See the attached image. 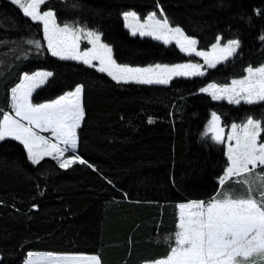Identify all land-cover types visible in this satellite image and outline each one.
Masks as SVG:
<instances>
[{
    "label": "trees",
    "instance_id": "16d2710c",
    "mask_svg": "<svg viewBox=\"0 0 264 264\" xmlns=\"http://www.w3.org/2000/svg\"><path fill=\"white\" fill-rule=\"evenodd\" d=\"M48 9L61 26L101 33L121 65L193 59L130 35L123 21L127 11L144 18L162 9L199 49L218 37L240 41L231 59L203 76L174 78L165 86L117 83L49 55L39 24L12 0H0V111L13 114L10 90L24 73L55 71L34 93L35 104L83 85L84 118L74 151L86 161L61 168L48 157L34 165L21 143L0 141V264H23L29 252L96 255L101 264L166 258L174 246L178 205L221 192L228 160L225 144L204 134L211 113L227 129L248 117L264 121V102L237 105L200 91L244 77L248 66L264 65V0H46L42 10ZM29 40L40 41L41 48ZM251 186L256 195L258 187ZM223 189L235 197L246 195L248 186L229 179Z\"/></svg>",
    "mask_w": 264,
    "mask_h": 264
},
{
    "label": "snow or ice",
    "instance_id": "6c2138e0",
    "mask_svg": "<svg viewBox=\"0 0 264 264\" xmlns=\"http://www.w3.org/2000/svg\"><path fill=\"white\" fill-rule=\"evenodd\" d=\"M46 0H12L33 22L42 24L47 49L52 56L62 60H75L106 73L117 83H136L143 85H168L175 77L191 78L203 76V65L199 63H180L174 65L156 64L139 68L117 64L112 57V48L102 42V34L86 27L65 23L59 25L55 12L51 9L41 12ZM126 26L132 35L150 36L164 44H175L186 55L202 57L204 64L215 68L218 63L234 56L240 47L238 39L227 41L223 46L220 37L212 46L211 52L199 51L197 41L188 37L180 27L169 25L167 17H157L150 13L143 23L135 12L123 13ZM87 39L91 48L81 51V37ZM264 39V36L261 37ZM40 49L41 43L27 41ZM246 75L232 79L230 84L210 83L200 89L213 100H227L239 105L264 102V65L248 66ZM50 71L25 73L23 80L11 89V109L14 113L0 111V141L11 138L24 145L31 162L39 164L50 156L59 161L61 168L72 164H85L79 156L64 158L69 150H75L78 143L77 129L84 118L82 107L83 85L51 103L34 104L33 92L43 86ZM149 123H152L149 120ZM264 121L248 117L241 124L230 125V134L225 140L221 116L212 112L205 130L207 136L217 143H227L228 167L219 179L221 192L208 201L193 200L178 205L177 231L174 233V246L170 245L166 258L158 259L155 264H245L257 255L264 258V142L260 140L264 132ZM50 132V137L40 135ZM55 139V143L53 142ZM235 141V144H232ZM63 145V146H61ZM91 166V165H89ZM255 173L253 177L252 174ZM245 178L241 181V176ZM248 186L246 195L233 196L223 189L229 179ZM252 183L258 184L257 194H253ZM242 258V259H241ZM25 264H101L98 256L57 255L50 253H29Z\"/></svg>",
    "mask_w": 264,
    "mask_h": 264
},
{
    "label": "rangeland",
    "instance_id": "374dc122",
    "mask_svg": "<svg viewBox=\"0 0 264 264\" xmlns=\"http://www.w3.org/2000/svg\"><path fill=\"white\" fill-rule=\"evenodd\" d=\"M41 12H43V10H42V7H41ZM127 12H134V11H127ZM153 13V12H152ZM157 14V13H156ZM138 15V14H137ZM147 16H145L144 18H140V22L141 23H143L144 21H145V18H146ZM157 17L158 18H161V15H158L157 14ZM29 18V17H28ZM30 19V18H29ZM123 21H124V26H125V28L129 31V34L130 35H132L131 34V30L126 26V22H125V20L123 19ZM35 23H37V22H35ZM39 24V26H40V28H41V30H42V33H43V26H42V24H40V23H38ZM169 25L170 26H172L170 23H169ZM172 27H179V26H172ZM185 33V32H184ZM186 34V33H185ZM187 35V34H186ZM43 36H44V33H43ZM132 36H134V35H132ZM188 36V35H187ZM134 37H138V38H143V39H151V40H154V41H157V42H160V43H162V44H164L162 41H159V40H156V39H153L152 37H150V36H140L139 35V32H137V34L134 36ZM189 37V36H188ZM191 38V37H190ZM101 39H102V37H101ZM194 39V38H193ZM196 40V39H195ZM45 41V45H46V47H47V41L46 40H44ZM102 42H104V43H107V42H105L103 39H102ZM217 42V41H216ZM215 42V43H216ZM220 42V44L223 46L225 43L224 42H222L221 40L219 41ZM214 43V44H215ZM109 46H110V44L109 43H107ZM213 44V45H214ZM165 46H172V47H174V48H176V49H178V51H180L179 50V47L175 44V42H173V43H171V44H164ZM212 45V46H213ZM212 46L211 47H209V48H207V49H205V50H203V49H199L198 48V45H196V48H197V50H199V51H205V52H211V49H212ZM111 47V46H110ZM89 48H91V45L90 44H88L87 43V39L85 38V37H81V40H80V49H81V51H83V50H86V49H89ZM112 48V47H111ZM48 50V49H47ZM49 52V51H48ZM181 52V51H180ZM182 54H184V55H186L185 53H183V52H181ZM49 55H51V53L49 52ZM186 56H188V57H190V59H191V57H193V59L192 60H190V61H186V62H183V63H199V64H201V65H203V71L206 73V69H208L209 67L207 66V65H205L204 64V61H203V58L202 57H198V56H196L195 54H193V55H191V56H189V55H186ZM54 57V56H53ZM112 57H113V59L115 60V58H114V56H113V49H112ZM233 57V56H232ZM232 57H230L229 59H231ZM55 58H57V59H59L58 57H55ZM228 59V60H229ZM59 60H62V59H59ZM228 60H226V61H228ZM63 61H73V62H76V63H78V64H82L83 66H87V65H85V64H83V63H81V62H78V61H75V60H63ZM226 61H223V62H221V63H218L217 65H216V67L219 65V64H222V63H224V62H226ZM93 63H94V65H96V67H90V68H92V69H94V70H96L97 72H99L98 70H97V68L99 67V61H93ZM117 63V62H116ZM118 64V63H117ZM158 64H162V65H164V63H158ZM177 64H180V63H177ZM121 65V64H120ZM154 65H156V64H152V65H149V66H131V65H126V66H130V67H139V68H145V67H150V66H154ZM167 65H174V64H167ZM87 67H89V66H87ZM50 71V72H52L53 74H55V71H53L52 70V68L51 67H45V68H43V69H37V70H34L33 72H30V73H28V74H32V73H34V72H36V71ZM99 73H102V72H99ZM25 74V73H24ZM23 74V75H24ZM105 75H107L106 73H104ZM23 75L21 76V79H20V82L23 80ZM246 75V74H245ZM108 76V75H107ZM52 77V76H51ZM51 77H49L48 78V80H47V82L43 85V86H45L47 83H48V81L50 80V78ZM109 77V76H108ZM195 77H198V76H195ZM111 78V77H110ZM175 78H181V77H175ZM183 78H185V77H183ZM191 78H194V77H191ZM174 79V78H173ZM172 79V80H173ZM237 79H239V78H237ZM171 80V81H172ZM19 82V83H20ZM116 82V81H115ZM18 83V84H19ZM17 84V85H18ZM125 84V83H124ZM127 84H130V83H127ZM132 84H136V83H132ZM170 84V83H169ZM168 84V85H169ZM230 84V83H229ZM16 85V86H17ZM141 85H143V84H141ZM155 85V84H154ZM209 85V84H208ZM207 85V86H208ZM224 85V84H223ZM16 86H14V87H16ZM43 86H41V87H43ZM162 86H165V85H162ZM206 86V87H207ZM13 87V88H14ZM41 87H39V88H37L34 92H33V94H32V97H31V99H32V102L35 104V102L33 101V96H34V93H36V91L38 90V89H40ZM74 91V90H73ZM70 92H72V91H70ZM70 92H67V93H70ZM67 93H65V94H63V95H66ZM59 98V97H58ZM58 98H56V99H58ZM56 99H54V100H56ZM54 100H52V101H54ZM217 101H227V100H217ZM47 102H50V101H47ZM43 103H46V102H43ZM241 103H244L243 101L241 102ZM240 103V104H241ZM40 104H42V103H40ZM234 104V103H233ZM8 105H9V107H11V90H10V99H9V101H8ZM13 115H14V113H13ZM209 124V123H208ZM208 124H207V126H208ZM222 126H223V124H222ZM207 128V127H206ZM79 129V128H78ZM78 129H77V135H78ZM36 131H38L39 132V134L40 135H42L43 133L42 132H40V130H36ZM50 133V132H49ZM263 133V132H262ZM230 134V128L229 129H227V128H225L224 127V136H225V140H226V138H227V136ZM208 135H210L211 136V133H209ZM43 136H45V137H50L51 136V134L50 135H43ZM4 140H13V139H11V138H5ZM4 140H2V141H4ZM260 140L262 141V142H264L263 141V139H262V134H261V136H260ZM14 141H17V140H14ZM17 142H19V141H17ZM53 142L55 143L56 141H55V139L53 138ZM20 143V142H19ZM225 144V147H226V156H227V143H224ZM232 144L234 145L235 144V141H232ZM23 145V144H22ZM61 146H63V145H61ZM23 147H24V145H23ZM24 149H25V147H24ZM25 151H26V153H27V150L25 149ZM73 156H76V151H73V150H69L68 152H66L65 153V155H64V158H71V157H73ZM48 157H50V156H46V157H44V158H48ZM43 158V159H44ZM42 159V160H43ZM59 162V161H58ZM259 171H264V169H260V168H257L256 169V172H259ZM226 172V171H225ZM225 175V174H224ZM248 174H245L244 176H241V177H239L238 179H240L241 181L245 178V176H247ZM252 176L254 177L255 176V173H253L252 174ZM232 179H237V178H232ZM252 185L254 186V187H258V184H256V183H252ZM226 190V189H225ZM29 253H49V252H29ZM29 253H27V256H28V254ZM50 254H55V253H50ZM57 255H82V254H57ZM27 256H26V258H25V261H26V259H27ZM82 256H89V255H82ZM0 258H1V255H0ZM242 259V258H241ZM25 261L23 262V264H25ZM146 264H155V262H150V263H146ZM245 264H264V258H262V259H258V256L257 255H253V257H250V258H248L246 261H245Z\"/></svg>",
    "mask_w": 264,
    "mask_h": 264
},
{
    "label": "crops",
    "instance_id": "0c3cea01",
    "mask_svg": "<svg viewBox=\"0 0 264 264\" xmlns=\"http://www.w3.org/2000/svg\"><path fill=\"white\" fill-rule=\"evenodd\" d=\"M63 96V95H62ZM61 97V96H60ZM55 101V100H54ZM51 102H53V101H50V102H46V103H51ZM43 134L42 135H50L51 133H49V132H42Z\"/></svg>",
    "mask_w": 264,
    "mask_h": 264
}]
</instances>
